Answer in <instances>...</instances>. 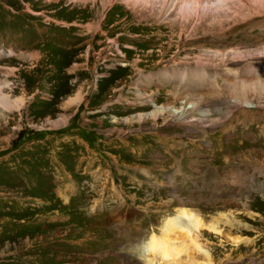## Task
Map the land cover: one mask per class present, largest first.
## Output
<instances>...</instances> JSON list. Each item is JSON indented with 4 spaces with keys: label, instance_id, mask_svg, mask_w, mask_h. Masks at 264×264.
Wrapping results in <instances>:
<instances>
[{
    "label": "rangeland",
    "instance_id": "1",
    "mask_svg": "<svg viewBox=\"0 0 264 264\" xmlns=\"http://www.w3.org/2000/svg\"><path fill=\"white\" fill-rule=\"evenodd\" d=\"M148 1L154 21L123 0L75 19L69 3L0 0V93L26 99L0 113V264H128L130 240L160 238L176 199L219 223L223 237L196 238L210 264H264V0ZM186 64L203 89L255 84L258 110L205 97L207 117L125 122L152 110L132 84L161 104L188 87L157 76Z\"/></svg>",
    "mask_w": 264,
    "mask_h": 264
},
{
    "label": "bare ground",
    "instance_id": "2",
    "mask_svg": "<svg viewBox=\"0 0 264 264\" xmlns=\"http://www.w3.org/2000/svg\"><path fill=\"white\" fill-rule=\"evenodd\" d=\"M99 1L46 0V2L42 3V5H44V7H47V6L59 5L60 3H69L68 6H71V8L68 10L65 18L75 19L77 17L81 18L80 15L84 14L86 10H87V14L85 17H89V16L93 17L99 14H100L99 16H101L102 15L101 10L105 12L109 7H111L109 9L111 11L113 8V3L116 0H102V4L100 3V5L98 4ZM123 2L130 8L128 11L126 10L124 12L127 13L128 15L130 14L131 18H138V20L140 18L141 20H143L146 19L147 16H150L148 20L154 21L155 16L158 15V14L149 15V13L147 12V10L149 12L151 11V9H149L151 6L150 3L151 1L149 2L148 0H123ZM159 3L161 5V0H159ZM147 5H149V7ZM27 9L30 10L29 6L27 7ZM56 15H58V13H56ZM30 16L32 17V15ZM8 52L9 54H11V51ZM258 53L260 54L263 52L258 51ZM1 55L2 54L0 53V56ZM33 69L34 68H27L25 70V73L26 72L30 73ZM13 71L14 70H11V73H13ZM202 74L203 73L200 71V68L194 66L191 67L190 65L187 64L183 66L180 71L172 70L170 74L166 73L165 71L160 72L159 75L157 76L158 77L157 79L160 84L164 82V81L161 82V79L164 80L170 79L169 80L170 83L184 86V88L186 86L188 87V91L184 92L183 94L179 92H174V93L171 92L172 94L170 100H164L161 104H155L156 103L155 95H157L156 93L152 92L151 94H146L142 92L139 87L141 83L136 82V84H132V86H134L133 87L134 90L132 91V94L136 96V103L141 102L140 104L142 107L144 106L146 108L150 106L152 110L150 111L149 114L138 115L136 116V118L128 119L125 122L130 124L133 121H136L138 124H142L145 121L149 120L154 125V128H156L159 125V123H161V125L162 124L166 125L167 120L169 119L175 122L185 118L188 119L192 117L196 112L201 117H207L208 112L204 108L205 97L212 100V102H214V104H216L217 106L227 105L230 102V100H232V103L233 102L237 103L238 106L245 107L250 111L258 110L260 104H258L256 101L254 102V100H256V98L258 99L260 93L262 94V92L259 90V88H257L258 86L255 87V84L234 83L231 85L224 84L221 87H217L213 85L210 88L207 87V89H203L202 86L205 83V78L200 77ZM262 74L264 75V73ZM17 75H21V71L17 73ZM139 79L140 80L144 79L145 81H149L148 83H150L151 78H139ZM6 86L11 88L9 84H6ZM32 91L33 90L29 88L23 90L22 92L29 93ZM25 100L26 99L24 97H22L21 99L11 100L7 94L0 93V113L6 110L13 111L23 108L25 104L24 103ZM79 102H80L79 99H76L74 103L79 104ZM64 120L65 118L61 116V123L64 122ZM230 125L231 123L225 124V126H223L222 128V131L225 132V130L230 128ZM55 126L57 125H54L53 127ZM188 131L191 130L189 129ZM176 200L179 206L176 209L175 217L172 219H167L166 221L167 223L165 224L166 227L165 231L163 232L160 238H156L155 236L151 235L150 239L146 242H142L141 240H130L131 243H134V247H133L134 254L131 255L132 257L129 258L128 264H196L198 259L202 260V262H204L205 264H210L211 262L210 254L203 248V246H201L198 243L196 238L198 237V234L201 231L215 234L218 237H223L222 231L218 229L219 223L217 224L218 225L217 226L215 224L216 222H214V219L205 221V219L200 213H198L195 210H189L186 207V203L191 205L193 200H187V201H181L180 199H176ZM203 204H204L202 206V209L204 210L203 212L207 213L208 210H210L209 204H211V202L209 200L207 201L204 200ZM177 232L180 233L179 235L180 237L181 236L183 237V238L181 237L182 238L181 240H175L174 236L177 234ZM58 241L65 242L66 240H58ZM39 242H41V240H35V243H39ZM226 242L228 243V245L230 244L234 247L235 246L238 247L241 244H243L245 241L240 240L238 238L226 237ZM103 254L104 251L98 253L100 257L103 256ZM138 255L141 260L136 259ZM92 264H96L95 261Z\"/></svg>",
    "mask_w": 264,
    "mask_h": 264
}]
</instances>
